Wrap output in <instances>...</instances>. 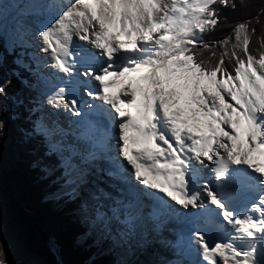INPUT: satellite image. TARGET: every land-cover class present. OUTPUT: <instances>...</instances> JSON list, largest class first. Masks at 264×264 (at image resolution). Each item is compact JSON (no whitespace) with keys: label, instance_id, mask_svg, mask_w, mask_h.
I'll list each match as a JSON object with an SVG mask.
<instances>
[{"label":"snow or ice","instance_id":"6c2138e0","mask_svg":"<svg viewBox=\"0 0 264 264\" xmlns=\"http://www.w3.org/2000/svg\"><path fill=\"white\" fill-rule=\"evenodd\" d=\"M245 7L244 0H0V36L13 50L44 53L28 54L30 71L50 87L32 100L31 127L21 131L42 138L46 150L33 161L42 176L62 170L52 196L78 201L89 227L82 237L95 232L100 243L143 251L159 241L172 253L159 264H264V36L258 53L249 49L259 13L229 36L204 38L225 10ZM201 51L207 61L197 59ZM22 55L16 63L28 67ZM12 99L0 84V136L3 114L18 118ZM61 114L75 128H62ZM51 156L56 163H44ZM100 174L119 182L117 196L89 187ZM0 264H14L3 241Z\"/></svg>","mask_w":264,"mask_h":264},{"label":"trees","instance_id":"16d2710c","mask_svg":"<svg viewBox=\"0 0 264 264\" xmlns=\"http://www.w3.org/2000/svg\"><path fill=\"white\" fill-rule=\"evenodd\" d=\"M244 3L247 7L243 9L225 10L220 22L204 38L219 40L229 36L235 23L259 13L258 21L249 24L256 29L249 49L258 53L257 37L264 36V13L260 12L264 0ZM18 53L25 51H7L0 36V84L9 89L13 99L7 103L18 114L16 119H7L3 114L6 127L0 136V241L8 248L14 264H114L108 242L93 243L82 237L86 229L77 218L78 201L53 198L62 185L58 183L62 170L57 168L44 177L39 168L33 167V161L40 159L46 149L41 137L25 138L21 131L31 127L27 109L35 99V74L30 71L34 68L28 53L22 55L28 67L16 63ZM197 59L207 61L208 52L201 51ZM35 117L36 113L32 119ZM44 163L55 164L56 157H45Z\"/></svg>","mask_w":264,"mask_h":264},{"label":"rangeland","instance_id":"374dc122","mask_svg":"<svg viewBox=\"0 0 264 264\" xmlns=\"http://www.w3.org/2000/svg\"><path fill=\"white\" fill-rule=\"evenodd\" d=\"M2 38H3L4 44H5L6 50L7 51L13 50L12 47H11V44L8 42V40L6 38H4L3 36H2ZM19 49L26 51L23 54H26V53L29 54L31 52H36L37 55H39L41 57H43V55H44L43 52H40L38 49H35V48H19ZM27 51H30V52H27ZM28 54L26 55L27 57H29ZM31 62H32L33 68L35 69L36 68V64L32 60H31ZM42 71H44L45 73H47L49 70L45 68V69H42ZM34 74H35V79H37V81H35V83H34V91H35L34 97H35V99L40 100V99H42L43 92L48 90V88L50 87V84L42 81L40 79V77H39L38 74H36V73H34ZM52 82H54V81H52ZM47 106L48 105L45 102L44 103V109H48ZM49 108H50V106H49ZM37 113H39V112H37ZM39 115H40V113H39ZM101 178H103V177L101 176ZM58 181H59L58 183H61L62 184L63 183V177H60ZM113 182H115V181L113 180ZM94 183H96L97 186L99 188H102L104 191H106L107 188L109 187V185L106 184V182H104V180H99V181L90 180L89 187H91L90 185H92V184L94 185ZM64 190L66 191L67 188H65ZM80 217H81L80 212L77 211V218L81 222V224L83 225V227L86 229L85 230V233L89 232L88 224L82 219V217L81 218ZM164 236L167 237L169 235L167 234V232H165L164 233ZM87 237H89L90 241H93V243H99L96 240V233L95 232L90 233ZM156 245L159 246L160 249L166 250V247H164L160 242L156 241ZM117 247H120V246H117ZM112 248H113V246L112 245L111 246L109 245L107 249L109 250V252H112L114 254V256H113V262H114V264H118L120 262H121V264H133L132 261H131L132 257L135 256V253L133 252V250L137 251V247L135 245H133L131 248H129V247L128 248H125L124 250H122L121 254H120V252L118 250L115 249L118 252L117 254L121 256V258L118 255H116V252H114ZM155 255L157 256V251L156 250H153L152 251V254H151V256L153 257V261L156 262V264H159V262L161 260H163V259L161 257H159V256L155 257V259H154V256ZM123 256H125L126 258L123 257ZM136 258H137V255H136ZM138 263L139 264H142V263H140V261L139 262H136L135 264H138Z\"/></svg>","mask_w":264,"mask_h":264},{"label":"bare ground","instance_id":"6f19581e","mask_svg":"<svg viewBox=\"0 0 264 264\" xmlns=\"http://www.w3.org/2000/svg\"><path fill=\"white\" fill-rule=\"evenodd\" d=\"M44 56V55H43ZM54 71V70H53ZM52 81H54V80H52ZM120 86L119 85H117L116 87H114V88H112L111 89V91L113 92V93H116V91H117V89L119 88ZM48 108H49V106H47ZM45 110V109H44ZM50 110V109H49ZM46 111V110H45ZM61 113H62V110H61ZM60 117H64V114H61L60 115ZM59 117V118H60ZM60 120V119H59ZM61 123V122H60ZM61 127L62 128H64L63 127V125H62V123H61ZM206 171H207V169H206ZM101 176L103 177V178H101ZM105 175H103V174H100V175H95V176H92V177H90L89 179L90 180H93V181H99V180H104V182H106V184H108L109 185V187L107 188V190L105 191L106 193H110L111 195L113 194V190H114V193H115V195L118 193L117 192V189L120 187V185H119V182L118 181H115V182H113V180H111L109 177H107V176H105ZM113 185H115V186H113ZM91 187L90 188H93V190H94V187H96L97 186V184L96 183H94V185L92 184V185H90ZM115 197V196H114ZM109 201H104V203L105 204H107ZM80 215H81V213H80ZM82 217V216H81ZM80 217V218H81ZM81 220V219H80ZM167 234L169 235V236H167V238H171V234L170 233H168L167 232ZM159 242V241H158ZM125 248H128V247H117V246H113V251L114 252H116V255H118L117 253V251L116 250H118L119 252H120V254H121V252H122V250H124ZM116 249V250H115ZM153 250H156L157 251V256H159V257H161L163 260H165V259H168V255H170L171 257H172V253H171V251L168 249V248H166V250H163V249H160V247L159 246H157L156 245V241H152L151 243H150V246L147 248V250L146 251H143V250H141V249H139V248H137V251H135V250H133V252L135 253V256H133L132 257V259H131V261H132V263L133 264H135L136 262H139L140 261V263H142V264H156V262H154L153 261V257L151 256V254H152V251ZM136 255H137V258H136ZM120 258H121V256L120 255H118ZM156 255L154 256V259H155V257H157ZM123 257H125V256H123ZM126 258V257H125ZM122 260V259H121ZM139 260V261H138ZM119 262V261H118ZM118 264H121V262L120 263H118ZM139 264V263H138Z\"/></svg>","mask_w":264,"mask_h":264}]
</instances>
